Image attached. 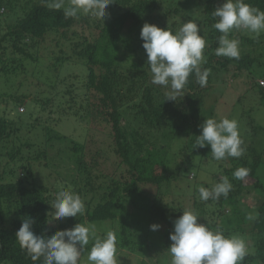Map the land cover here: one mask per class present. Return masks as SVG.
<instances>
[{"label": "trees", "instance_id": "16d2710c", "mask_svg": "<svg viewBox=\"0 0 264 264\" xmlns=\"http://www.w3.org/2000/svg\"><path fill=\"white\" fill-rule=\"evenodd\" d=\"M162 1L112 0L103 22L84 14L65 18L63 9H49L46 0H0V103L13 104L0 105V264H43V258L33 262L16 240L28 217L35 221L34 233L46 236L77 223L90 226L89 222L109 220L107 226L117 237V252L146 255V247L155 245L168 252L175 221L189 203L198 221L204 220L214 231L219 228L227 237L245 240L247 255L241 264H264V148L259 150L253 141L246 144L243 137L241 157L217 161L210 145L195 144L204 120L219 115L216 110L222 96L218 92L235 83L244 95L251 90L264 103V31L253 36L247 30H233L229 38L239 40L240 58L217 56L221 33L213 27L218 18L212 13L225 0H205L201 6L195 1L176 8L169 5L164 13L165 30L169 27L175 33L184 22H197L206 41L201 70L211 72L207 86L201 87L192 73L177 99L166 101L170 87L151 83L140 35L145 23L162 19L156 14L164 6ZM244 2L264 11V0ZM193 8L197 14L190 12ZM47 41L60 49L45 65V58H40ZM121 50L130 51L126 59L135 56L140 62L125 67ZM258 68L263 74L257 75ZM23 104L28 105L27 114L17 109ZM78 114L93 132L87 134L91 136L87 142L98 143L102 137L103 148L93 150L86 140L72 139L57 129L63 119ZM250 123L253 134L264 133V125ZM112 156L117 161L112 167L120 168L108 173ZM204 163L214 170V184L223 176L233 184L227 198L199 199L198 187L213 185L190 183L189 173ZM63 165L64 184L56 176ZM240 167L249 170L243 181L233 177ZM182 180H188L184 188L179 186ZM168 187L173 191L171 201ZM60 190L81 196L83 215L54 219L50 204ZM124 208L140 211L144 220L129 221ZM153 224L161 227L153 231ZM136 229L148 235L136 237ZM149 234L160 236L163 242L152 243ZM92 243L82 250L79 264Z\"/></svg>", "mask_w": 264, "mask_h": 264}, {"label": "clouds", "instance_id": "9594fccd", "mask_svg": "<svg viewBox=\"0 0 264 264\" xmlns=\"http://www.w3.org/2000/svg\"><path fill=\"white\" fill-rule=\"evenodd\" d=\"M49 9L64 11L65 18H76L81 14L105 20L106 9L112 0H46ZM212 15L218 18L213 27L221 35L215 55L229 59H239L241 55L238 39L229 38L233 30H247L259 34L264 31V11L250 6L244 0H225ZM197 22L189 20L175 32L157 25L145 23L141 30L143 48L150 67L151 83L170 87L167 100H176L195 73L201 87L207 86L210 69L201 70L205 63L206 41L200 34ZM202 133L196 136L197 147H211V156L220 161L228 157L243 155L239 124L236 119L223 118L217 121L207 118L200 125ZM249 170L240 167L233 172L237 180H245ZM233 184L227 176L211 188L198 187L199 199L208 201L227 198ZM54 219L77 217L84 214V202L78 193L60 190L53 203ZM200 217L192 210H184L174 224L170 234L173 242L167 249L171 256L170 264H241L247 255V245L239 236L227 237L217 228L212 230L208 224L198 223ZM253 219L251 215L247 217ZM35 223L32 217L25 218L16 233L21 249L26 250L33 262L43 258V264H79L82 250L93 241L87 255L86 264H117V237L108 231L103 238L96 235L95 226L77 223L73 228L59 230L50 236L36 235L32 230ZM161 227L151 225L153 231Z\"/></svg>", "mask_w": 264, "mask_h": 264}, {"label": "rangeland", "instance_id": "374dc122", "mask_svg": "<svg viewBox=\"0 0 264 264\" xmlns=\"http://www.w3.org/2000/svg\"><path fill=\"white\" fill-rule=\"evenodd\" d=\"M175 1V2H174ZM191 1H195L197 6L198 5H202L205 0H164L162 1L163 3V7L156 13V14H161L162 15V19H160L159 17H155L153 20H150V24H154L157 25L158 27L165 29L164 27V21H166V19H164V13L168 10L167 7H169V5H172L173 8H176V6H179L182 4V2L187 3L186 6L188 5V3H191ZM199 6V7H200ZM114 14H116L115 10H112ZM117 11V9H116ZM190 12H193V14H197L198 13V9L193 8ZM112 14L110 15V17L112 18ZM110 17L106 19V21L110 20ZM178 21H183L182 17L180 16H176L175 17ZM186 20V19H185ZM170 25V22H169ZM79 29V28H78ZM127 29V28H126ZM125 29V31H127ZM80 30V29H79ZM262 32H260L259 34H255L253 36H257L260 35ZM254 34V33H252ZM42 48V52L43 55L40 58L41 60H44L45 58V65L49 64L50 62H52L53 60V55H58L59 53V47L56 44H52L49 41H47L45 43L44 46L41 47ZM61 53V52H60ZM130 53V51H124L121 50V58H123V62L122 64L125 67H129L130 65L134 64V63H139L140 59H134L135 56H133L132 58H127L128 54ZM39 61V62H40ZM70 64H72L74 67L76 68H80V66L77 65V63L75 62H69ZM147 65V57L145 58V64L144 66ZM64 69H60V72H62V75L64 73ZM68 71L74 72L75 69L74 68H69ZM81 71V69H80ZM257 75H261L263 74V69L258 68L256 71ZM66 75V74H64ZM63 75V76H64ZM31 79V78H30ZM10 91V90H9ZM218 92V91H217ZM220 93V96H222V99L219 100V103L217 106V110H216V117H214L217 121L223 119V118H229V119H236L238 121V124H241V128L239 127V134H240V138L241 140L243 139V137H245V142L246 144H249L250 142L253 141L254 145L256 146V148H258L259 150H262L264 148V133H262V131L256 132L253 134L252 133V129H251V120L255 123V124H261L264 125V103L257 101L259 100L258 96H255V93L251 90H249L245 95H244V90L238 86L237 84L234 83V86H230L226 88V90L224 91H220L218 92ZM218 97L220 98L217 94H214L213 97ZM257 99V100H256ZM9 105L5 102L0 103L1 106H12L13 104L11 102ZM15 106L17 107V105L15 104ZM39 107H41L40 105H38ZM25 108V110H24ZM21 113L27 114L29 112L28 109V105H18L17 108ZM53 109H56V106L53 107ZM39 110V109H38ZM48 112V109H47ZM15 113L17 114V110L15 111ZM36 114L33 116L32 119H35V116L38 115L39 112H35ZM229 113V114H228ZM244 113L247 114V116L243 115ZM250 114V115H249ZM53 115H56V113H53ZM229 115H232L234 117H230ZM223 117V118H222ZM236 117V118H235ZM244 117L241 120L240 123V119ZM28 118V116H27ZM84 122V123H83ZM85 121L80 120V114L78 115H74V117H67L65 119H63L61 121V123L59 124V126H57V129L60 130L61 132L65 133V135H69L70 138L72 139H77V140H86V138L91 137L88 135H92L93 132L91 131V127H89V125L87 124ZM62 133V134H63ZM88 134V135H87ZM245 135H248L247 137ZM253 138V139H252ZM252 139V140H251ZM67 141V140H65ZM107 141V140H106ZM98 143H94L91 142L90 140L87 142L86 140V145H91V149H98V148H103L105 145V140L102 137H99L97 139ZM101 143V144H99ZM108 148V146L105 147V149ZM116 158L114 156H112L109 160H108V164L110 167L106 168L105 172L111 173L113 172V170L111 168H120L116 167L118 165H116L115 167H112V164H116ZM210 165L207 163L202 164L201 166H199L197 169H192V171L189 173V182L190 183H195L194 180L200 181L201 183H208L211 185H214V178H213V173L214 170L213 168L209 167ZM66 169V166H60L59 167V174H57V178L62 181L64 183H66L67 179L63 178V175L65 177L66 172H64ZM121 171V169L119 170ZM188 180H182L180 182V187L186 186V182ZM170 189V200L171 201V197H172V190L170 187H168ZM143 191L144 192H150L149 188L147 187H143ZM165 192V188L163 187L161 189V194H163ZM166 197H169L168 195ZM191 203H189L186 206V209L188 210H192L193 207L190 206ZM126 217L129 221H143V217L140 211H131L130 209H126L124 208ZM65 219V218H63ZM208 222L210 223V220L207 219ZM109 220L107 221H98V222H89L90 226H95V232L97 236H101L102 234H106V232L108 231H112L107 225ZM198 223H204L201 220L198 221ZM209 226V225H208ZM145 230V229H144ZM148 235L147 231H139V230H135V236L136 237H146ZM150 237H152V239H149L152 243L156 242V244H161L163 241L161 239L160 236H156L155 234H149ZM255 240V237H254ZM93 242L90 240V243ZM156 246V245H155ZM146 247V250H144V253L146 255H141L139 253H135V252H131V254L128 253V251H118L117 252V264H170L171 261V256H168V252L164 251L163 249H157V247ZM146 251V252H145ZM87 255L88 253L82 255L81 257V264H86V260H87ZM169 257V258H168ZM161 260V262L159 263V261Z\"/></svg>", "mask_w": 264, "mask_h": 264}]
</instances>
